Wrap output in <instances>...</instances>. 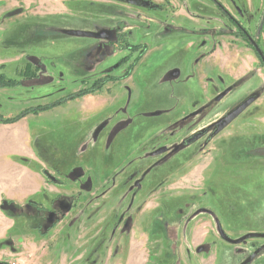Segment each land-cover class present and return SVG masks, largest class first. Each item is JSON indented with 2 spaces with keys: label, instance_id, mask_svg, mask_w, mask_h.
Wrapping results in <instances>:
<instances>
[{
  "label": "rangeland",
  "instance_id": "1",
  "mask_svg": "<svg viewBox=\"0 0 264 264\" xmlns=\"http://www.w3.org/2000/svg\"><path fill=\"white\" fill-rule=\"evenodd\" d=\"M143 1L145 5L141 4ZM219 1L226 10L241 18L248 16L253 20L264 12V0H254V4L244 0ZM40 3L41 0H0V74L22 81L21 85L0 87V118H13L24 110L53 104L112 70L117 56L110 58L108 49L113 47L108 41L69 36L65 31L97 34L120 24L122 31L129 34V42L148 45V53L127 83L131 95L118 85L111 91L113 96L77 97L44 114L31 116L11 129L8 137L13 143L21 141L27 147L30 141L25 140L33 141L30 148L35 155L65 180L62 189L66 196L74 194L79 201L81 196L75 192L83 191L82 206L76 210L75 219L86 222L81 226V235L89 233V236L78 239L75 219L66 218L68 225L62 222L55 230L42 234L39 227L32 229L35 220L21 216L11 233L19 237L18 242L32 236L38 240L54 236L56 239L46 255L38 253L33 261L19 260L22 258L14 261L10 254L0 252L1 259H5L0 263L105 264L106 256L113 250L112 264L119 261L126 264L132 251L130 236L116 232V226L126 216L140 219L147 226L148 264H242L264 241L253 239L239 245L209 241V252L189 254L191 247L184 242L182 228L178 240L168 239L170 226L176 222L183 224L198 208L205 206L217 211L225 230L237 239L249 233H264V68L253 50L246 49L243 43L237 47V38L229 33L231 25L224 11L211 0H74L64 6L59 4V11H54L56 15L46 16L40 11ZM181 4L185 11L194 12L192 16L197 13L220 23L227 22L224 28L228 33L218 37V46L222 48L218 58L206 59L197 66L201 54L192 46L195 38L189 33L202 26L185 19ZM152 7L158 10H151ZM173 13L175 19L170 17ZM30 59L40 61L43 70L39 78L25 80L20 70ZM216 60L231 63L223 68ZM127 68L122 67L117 73L123 74ZM175 70L181 73L179 80H169V74ZM200 70L216 78L223 75L216 71L232 73L236 79L227 82L225 87L238 84L246 75L254 76L232 90L203 124L218 117L228 106L243 102L251 92H258L259 100L237 119V139L224 144L222 159L214 162L212 155L203 153L200 143L182 150L150 172L134 200L129 186L151 165L144 156L157 147L180 142L188 134V124L176 127L171 122L180 121L187 115L184 112L206 102ZM222 88H210L209 95L217 94ZM165 111L170 112L159 117L144 116ZM252 115L261 121L254 124L245 121ZM104 123L107 127L94 140L96 130ZM169 123L168 132L174 130L173 136L164 129ZM156 132L159 135L152 138ZM78 175L83 178L74 183L73 178ZM89 179L94 191L101 186L105 191L112 188L109 196L93 198ZM207 179H210V189ZM96 221L98 236L90 238L91 226ZM193 225L195 253L203 234L213 233V227L205 215L197 217ZM138 263L142 264L141 260L134 261ZM248 264H264V251Z\"/></svg>",
  "mask_w": 264,
  "mask_h": 264
},
{
  "label": "flooded vegetation",
  "instance_id": "2",
  "mask_svg": "<svg viewBox=\"0 0 264 264\" xmlns=\"http://www.w3.org/2000/svg\"><path fill=\"white\" fill-rule=\"evenodd\" d=\"M71 1H74V0H61L60 5L64 6L66 3H70ZM211 1H213L220 10H223L224 14L228 17L229 20H227V22H228V24L231 25V28H229V33H230V35H234L237 38V47L243 43L245 45L246 49L253 50V52L255 53L256 59L261 64V66H263V68H264V46H262L263 40H264V12H263V14H259L258 18H254L253 20L248 18V16L241 18V17H237L238 15L235 16L233 13L226 10L221 5L219 0H211ZM141 4L145 5L146 3H145V1H143V2H141ZM181 5H182L181 6L182 10H184V8H183L184 5L183 4H181ZM59 6H57L56 9L53 7L51 9H49L50 7L46 6V8L47 7H49V8H47V9L45 8L46 12H44V14L46 16L56 15V12H54V11L55 10L59 11V9H58ZM153 9L158 10L156 7L151 8V10H153ZM175 13H173L172 16H170V17L175 19L176 16H173ZM183 13H185V15H186L185 19L190 20L189 21L190 23L196 22L197 26H202V28H197L196 30L194 29L195 32L189 33V35L191 37L195 38V41H193L192 46H195L196 50H198V52L201 54V57H200L199 61L197 62V66L198 65L201 66L202 64H204V62H206L205 60L208 57L212 56L217 51V49H222L221 47L218 46L219 45L218 44V41H219L218 37H222L221 35H225L228 33V31L225 30V28H224V24L227 22H225V20H224V21H222V23H220L213 18H209L208 16L200 15L197 13L193 14L194 16H192L191 14L194 12H189V11H185V10L183 11ZM178 18H180V17H177L176 19H178ZM210 23L213 24L212 27L209 26ZM122 28H123V26L119 24L118 27H116L115 29L113 28L110 30H104V31L97 33V34H104L105 38H101V39L93 38L96 40L108 41L113 47L112 50L108 49L109 54L111 56L110 58L112 59V57L117 56V59L113 63V66L111 67L112 70H110L109 72L107 71V73L103 74L101 77H99L97 80H95L90 85H86V88H84L80 91L90 90L91 93H89V94H91V95L97 94L98 96H104V95L113 96V95H111V91L114 90L115 86L121 85L122 89L124 88L126 90V92L129 93V95H131L130 94L131 88H129L127 86V83L130 82V80L132 79V77L134 75L133 72H134L136 66L140 62H142L143 59L146 57V55L148 53V45H146V44L132 45L129 42V37H128L129 34L127 32H124V30L122 31ZM66 32L67 31H65V33ZM66 35H68V34L66 33ZM33 62H35V63H33ZM28 65H30L29 68H28ZM125 66H128L127 70L123 74H118L117 71L119 69H121L122 67H125ZM2 67H5V65H2ZM42 70L43 69L41 67L40 61H37V60L32 61L30 59V61L26 65V67L20 71H21V73H25L27 75H28V73L32 74L34 72L35 75H33V77L27 78L25 76V80H33V79H37L40 77ZM216 72H217V74H223V75L217 76L218 78H216L214 76H210L211 75L210 72H202V70H200L199 78L201 79L202 84L205 86V91L203 94L205 95L204 98H205L206 102L200 106H196V108L194 110L189 109L188 111L184 112L187 115L182 117L180 119V121H178V122L172 121L171 122V123H174V125L176 127H178L179 125L188 124V129L186 130V131H188V134L185 135V137L180 142L175 143L172 146L164 145V146L157 147L154 151L148 153L147 157L144 156V158L147 159L148 162L150 161L151 165L148 168L144 169V171H142L140 174H138L139 177H137L129 186L128 191L130 192V194L132 195L134 200L137 198V196L142 191L144 183L146 181V178L150 174V172L154 168H156L158 165H161V164H164L165 162H167L175 154L181 152L182 150H185L189 147H192V146L200 143V145H202L203 153L205 155H212L213 161L218 162L220 159H222L225 156L224 153H225V146L226 145H224V144L230 143L229 141L231 139H234V138L237 139V119L239 117H241L242 114L248 108L243 113H241L238 117H236L231 123H229L226 127L221 129L220 131H219V126H217V123L220 120H222L225 116L230 114L234 109H236L240 104H242L247 99H249L251 97H255L256 100L253 103V104H255L259 100V97L257 96L258 92H256V91L251 92L247 96V98H245V100L243 102H239V104H237V102H236V103L232 104L230 107L228 106V108L226 110H224L215 119L210 120V121L208 120V122L205 124H203V123H204L205 119H210L209 115L212 112H214L215 107L216 106L219 107L220 104L226 99L227 95L232 90H234L235 88H238L239 86L245 84V82H247L249 79L253 78L254 76H247L246 75L244 78H242V79L240 78V80H238V81H241L238 84H235V85H232L229 87H225V84L227 82L232 81L236 78H234L232 73H229L228 71H223V72L216 71ZM180 76H181L180 71L175 70L169 74L168 79L169 80H179ZM2 77H4V79H8L3 74H0V84L2 82ZM8 80H15L18 85H21V83H22V81L21 82L19 80L17 81V79H8ZM235 81H237V80H235ZM220 86H222L223 88L220 91L218 90L219 92L217 94L215 93L213 96L209 95L210 88L213 87V90H216ZM0 87H2V86H0ZM6 87H8V86H6ZM230 88H232V90L224 98H222L220 101H216V98L218 96H220L222 93H224L226 90H228ZM115 96H117V98L119 97L118 94ZM27 110H29V109H27ZM27 110H24L23 112H25ZM23 112H21V113H23ZM44 112L45 111H42V112H38L36 114L35 113H29V114L25 115L24 117H21L20 119H18L15 122H18L24 118H27L28 116H38ZM168 112H170V111L148 113V114H144V116L145 117H151V118L152 117H159V116L165 115ZM184 113H182V114H184ZM19 115H17V116H19ZM17 116H15L13 118L8 117L6 119L0 118V123H1V125L6 124L3 121L12 120V119L16 118ZM253 116L254 115H252L249 119H246L245 121H247L249 124H254L256 122L258 123V121H261L259 119L257 120V118H252ZM253 119H255V120H253ZM195 120H197V121H195ZM200 122L202 125H200ZM171 123L167 124L164 128L165 130L167 129V132H168V127L170 126ZM103 125H104V128L101 130L99 135L97 137H95L97 130ZM101 126L96 130L94 137H93L94 140L99 138L100 134L107 127V123H104ZM162 131H160V133ZM168 133L173 136L174 130H172V131L169 130ZM157 135H159V132H156L152 136V138H156ZM194 138L196 140H192ZM190 140H192V142L190 144H188ZM161 149H167V151L161 155H155V153ZM207 167H208V165H206L205 169H207ZM45 173H47V177H49L48 180L51 183L54 181V182L58 183L59 186H61V188H62V185H64L63 183H65L64 182L65 180H63L61 178V176H59V173L57 171L55 172V175H54L55 179L52 178V177H54L52 174H49L48 172H45ZM50 177H51V179H50ZM71 177H73V176H71ZM79 178L82 179L83 176L78 175V176L74 177L73 182L77 183V180ZM91 181L92 180H90V179L88 180V182H91ZM207 181L209 183L207 188L210 189L211 188L210 187V179H207ZM103 188L104 187L101 186L100 189H98L97 191H94L95 189H93V184L91 182L92 197L96 198V199L107 198L109 196L112 188H109L106 191ZM79 191L75 192V193H77L78 197L81 196L80 197L81 199L79 201L74 196V194L66 196V194H65L66 192H64V190H63V192H60L59 194H56L54 196H50L48 203L45 204L44 206L30 202L29 205L32 206L31 209L23 211V212H22V210H19V209L17 210V209H13V208H8L10 206L9 203H11V202L3 201L2 211L4 212V215L9 219H13V218L17 219L18 217H21V216H23L29 220L33 219L36 221V225H35V227L33 225L32 229L39 227L40 232L42 234H44V233L48 234L50 229L53 228L55 230L58 227V225H60L62 222H65L66 218L75 219V215L77 213L76 210L78 209V207L81 208V206H82L81 201H82V197L84 195V194H82L83 191L82 192L81 191L79 192ZM149 199H150V196L147 198V203H149V201H148ZM49 202H50V204H49ZM138 204H139V202H138ZM95 205H96V203H95ZM70 215H71V217H70ZM201 215H205L210 219V224L213 227V233L207 231L203 234L202 241L195 248V253H194L193 252V243H194V239H195V235H194L195 230H194L193 222L197 217H199ZM139 220L140 219L133 220V218L123 216V219L116 226V232L122 233L123 235H125V233H128V235L130 236V241H131L130 244H132V251L128 255L127 261L124 262L126 264H131V260H133V261L141 260L142 264H148L149 263V258H147V256H146L145 248L148 246L147 242L150 241V236L147 234V232L145 230L147 228V226L145 227L143 225V222H141ZM74 221L76 223L78 222L76 219ZM176 223H175L176 225L169 227L170 231H169L168 239L171 240L172 242L175 240H178L179 229L182 228L183 235L185 236L184 242L186 241V243H188L191 247L189 254L190 253H192V254L204 253L205 251L209 252L210 248H211L209 246V241H212L214 243L221 242V241L230 243L226 240V237L229 238L230 240H237L236 236L231 235L229 232H227L225 230V227H224L223 222H222V218L217 213V211L214 208H211L208 206L198 208L194 213H192L184 221L183 224H182V222H176ZM68 224H69V222L66 221L65 225H68ZM82 224L85 225L86 222H80L79 221L77 224L78 227H76L77 225L75 226L76 227V234H78V239H81V240L83 238H87V237H85V235L89 236V233H84V236L82 237V235H81V233L83 231L81 229ZM97 225H98L97 221H96V223L94 222L92 224L91 229H93V236H91L90 238H95L98 236L97 232H96ZM258 234H260V233H258ZM261 234H264V233H261ZM17 238H19L17 235L12 234V236H10L8 239H6L0 243V249L9 248V250L6 249L8 251L7 255L10 254L11 259L12 260L15 259L14 261H18V258H17L18 254L22 253L23 251L26 250L24 244L30 243V242L36 243V245L39 247V250H41V251H36L33 254L31 252H26L28 254L25 253L23 255L24 257L22 259H19V260L32 259V261H33L38 253L46 255V253H48V251H49V245L52 242H54V239H56L54 236V237L49 238V239H45L46 237L45 238L43 237V238L38 240L36 237L32 236V237L26 238L25 241H22L20 243V242H18ZM253 239H261L262 241H264V237H257V238H253ZM253 239H249V240H253ZM249 240H247V241H249ZM230 244H232V243H230ZM4 246H7V247H4ZM258 250H260V252L249 263L253 262V260H255L261 253H263L264 242H263V244L259 245L255 250L253 249V251L247 255L248 256L247 259L250 256H252L255 252H257ZM184 255L187 256L186 250H185ZM0 260H5V259H1V256H0ZM114 260H115V255L113 253V250H111L108 253V255L106 256V263L105 264H112ZM244 262L242 264H244ZM120 263H122V262L119 261V263H117V264H120ZM14 264H17V263H14ZM18 264H27V263L25 262V263H18ZM31 264H33V263H31ZM138 264H140V263H138ZM246 264H248V263H246Z\"/></svg>",
  "mask_w": 264,
  "mask_h": 264
},
{
  "label": "crops",
  "instance_id": "3",
  "mask_svg": "<svg viewBox=\"0 0 264 264\" xmlns=\"http://www.w3.org/2000/svg\"><path fill=\"white\" fill-rule=\"evenodd\" d=\"M244 1L253 3L254 0ZM56 3L58 0H41L42 8L40 11L44 13L42 9H45L46 6L55 8L60 4V1L57 6ZM220 53V49H217L212 56L207 58V61L211 58H218ZM216 61H218L217 65L220 64L219 66H223V68L231 63L226 60L225 64L220 60ZM30 117L20 120L15 125H0V154L5 152L3 158H0V243L12 236L11 233L17 225V219H9L4 215L2 211L3 201L11 202L8 208L19 209L23 212L31 209L30 202L44 206L48 203L50 196L63 192L58 183L54 181L51 183L48 180L49 177L45 175V172H48L54 176L56 171L50 170L45 161L35 155V152L30 148L33 141L30 138L26 139L25 142H30L25 147V143L21 141L13 143L12 138L8 137L12 128L19 127V124L28 121ZM28 154L31 155L27 156ZM52 178L55 179V176ZM24 246L26 250L19 253L17 258H23L26 252L33 254L36 251H41L36 243L30 242ZM6 251V249H0V252L7 255ZM131 264H134L133 260H131Z\"/></svg>",
  "mask_w": 264,
  "mask_h": 264
},
{
  "label": "water",
  "instance_id": "4",
  "mask_svg": "<svg viewBox=\"0 0 264 264\" xmlns=\"http://www.w3.org/2000/svg\"><path fill=\"white\" fill-rule=\"evenodd\" d=\"M69 36H74V37H87V38H105L104 34H94V33H89V32H80V31H67L66 32ZM232 90V88L226 90L224 93H222L220 96H218L216 98V101H220L222 98H224L230 91ZM256 98L255 97H251L249 99H247L246 101H244L242 104H240L236 109H234L230 114H228L227 116H225L222 120H220L217 123V126H219V131L221 129H223L224 127H226L229 123H231L236 117H238L241 113H243L247 108H249L254 102H255ZM104 128V125L101 126L96 134L95 137H97L99 135V133L101 132V130ZM192 140H196L195 138ZM192 140L189 141L188 144H190L192 142ZM167 151V149H161L159 151H157L155 153V155H161L163 153H165ZM257 237H264V234H258V233H249L245 236H243L242 238H239L237 240H230L229 238L226 237V240L234 245H239L242 243H245L247 240L249 239H253V238H257ZM260 252V250H258L257 252H255L252 256H250L245 262L249 263L254 257H256V255Z\"/></svg>",
  "mask_w": 264,
  "mask_h": 264
},
{
  "label": "trees",
  "instance_id": "5",
  "mask_svg": "<svg viewBox=\"0 0 264 264\" xmlns=\"http://www.w3.org/2000/svg\"><path fill=\"white\" fill-rule=\"evenodd\" d=\"M29 66L30 65H28V68H29ZM21 75H22V73H21ZM33 75H35L34 72L32 74L28 73V75L25 74V73L23 74V76L24 77L26 76L27 78L28 77H33ZM16 84H17V82L15 80H8V79H4V77H2V82H1L0 86H2V87H6V86L12 87V86H15ZM89 93H91L90 90L80 91V92H78L76 94H72V95L68 96L67 98L61 99V100H59V101H57V102H55L53 104L45 105V106H39L37 108H33L31 110H27V111L21 113L16 118H14L12 120L3 121V122L4 123H13V122L17 121L18 119H20L21 117H24L25 115H27L29 113H35L36 114L38 112L46 111V110H49V109H51V108H53V107H55L57 105H61L62 103L66 102L68 100H73V99H76L77 97H81V96L87 95ZM45 175L47 176L46 173H45Z\"/></svg>",
  "mask_w": 264,
  "mask_h": 264
}]
</instances>
